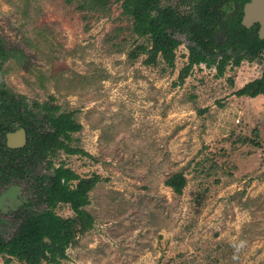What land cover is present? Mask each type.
<instances>
[{
  "label": "rangeland",
  "instance_id": "obj_1",
  "mask_svg": "<svg viewBox=\"0 0 264 264\" xmlns=\"http://www.w3.org/2000/svg\"><path fill=\"white\" fill-rule=\"evenodd\" d=\"M161 0L194 13V4ZM88 0H0V82L34 110L58 106L82 128L70 142L88 155L59 151L81 177L99 174L85 207L95 218L59 264H264V96L236 92L264 73V59L194 65L181 40L175 65L145 63L122 1L93 8ZM169 15V16H168ZM3 51V53H2ZM138 53V55H134ZM24 106V107H25ZM34 174L0 184V233L10 238L16 216L41 211L47 161ZM183 173L181 194L166 181ZM58 214L70 216L68 205ZM0 255V264H25ZM48 264V263H44Z\"/></svg>",
  "mask_w": 264,
  "mask_h": 264
},
{
  "label": "trees",
  "instance_id": "obj_2",
  "mask_svg": "<svg viewBox=\"0 0 264 264\" xmlns=\"http://www.w3.org/2000/svg\"><path fill=\"white\" fill-rule=\"evenodd\" d=\"M114 0H88L93 8H105ZM122 13L132 20L133 33L139 37H149L151 46L139 48L147 54L145 63L155 65L161 57L169 67H174L176 49L181 40L166 32L165 18L169 9L171 23L179 33H187L191 40L189 63L179 75V84L184 83L194 65L205 63L217 68L222 76L228 63L240 65L244 60L264 59V40L257 30L242 25L243 3L247 0H197L193 16H180L179 9L171 5L162 7L161 0H121ZM185 4V0H180ZM187 3L193 0H186ZM232 17L227 12L236 9ZM169 16V15H168ZM225 20L228 29L225 43H217L215 31H219ZM3 53V51H2ZM134 55H138L135 53ZM4 56L0 52V57ZM236 94L255 98L264 96V73L246 83ZM24 101L0 82V184H8L13 178H23L34 174L36 167L47 161L51 173L36 176L39 182H46L39 191L37 204H46L41 211L24 210L16 216L18 226L10 238L0 233V255H6L25 264H59L68 259L67 249L80 232L91 229L95 218L85 207L90 203V192L100 181L99 174L81 177L65 162L58 166L54 158L59 151L67 154L88 155L81 148H74L70 142L73 133L82 126L71 113H59L58 106L36 104L44 110L40 119ZM25 128L28 133L27 145L20 149L9 148L7 133ZM187 183L183 173L174 174L166 184L181 194ZM68 205L73 211L70 216L58 214L59 205Z\"/></svg>",
  "mask_w": 264,
  "mask_h": 264
},
{
  "label": "water",
  "instance_id": "obj_3",
  "mask_svg": "<svg viewBox=\"0 0 264 264\" xmlns=\"http://www.w3.org/2000/svg\"><path fill=\"white\" fill-rule=\"evenodd\" d=\"M242 23L251 28L254 24L260 25L259 37L264 40V0H250L245 4ZM26 131L19 128L7 134V145L9 148H21L26 145Z\"/></svg>",
  "mask_w": 264,
  "mask_h": 264
},
{
  "label": "flooded vegetation",
  "instance_id": "obj_4",
  "mask_svg": "<svg viewBox=\"0 0 264 264\" xmlns=\"http://www.w3.org/2000/svg\"><path fill=\"white\" fill-rule=\"evenodd\" d=\"M250 0H247V1H245L244 3H243V7H242V11H243V16H244V7H245V4L247 3V2H249ZM236 9H231L230 11H228L226 14H227V16H229V17H232L233 15H236L238 12H239V10L240 9H238L240 6H239V4L238 3H235L234 5H233ZM243 16H242V20H243ZM242 20H241V23H242ZM221 23H222V25H223V27L219 30V31H215L214 33H215V38H216V40H217V43H225V41H226V39H227V34H228V29H227V27L225 26V20H222L221 21ZM242 25H243V23H242ZM247 28V27H246ZM252 28H254L255 30H257V33H258V35H259V29H260V25L258 24V23H256V24H254L251 28H248V29H252ZM25 129V128H24ZM25 131H26V129H25ZM8 134V133H7ZM26 138H27V142H28V133H27V131H26ZM27 142H26V145H27ZM6 144H7V138H6ZM25 145V146H26ZM8 146V145H7ZM24 146V147H25ZM21 148H23V147H21ZM12 149H20V148H12Z\"/></svg>",
  "mask_w": 264,
  "mask_h": 264
},
{
  "label": "built area",
  "instance_id": "obj_5",
  "mask_svg": "<svg viewBox=\"0 0 264 264\" xmlns=\"http://www.w3.org/2000/svg\"><path fill=\"white\" fill-rule=\"evenodd\" d=\"M202 64L204 65L205 63H202ZM202 64H200V66H201V67H203V65H202ZM205 65H206V64H205ZM206 67H207V66H206Z\"/></svg>",
  "mask_w": 264,
  "mask_h": 264
},
{
  "label": "crops",
  "instance_id": "obj_6",
  "mask_svg": "<svg viewBox=\"0 0 264 264\" xmlns=\"http://www.w3.org/2000/svg\"><path fill=\"white\" fill-rule=\"evenodd\" d=\"M262 95L258 96L257 98L261 97Z\"/></svg>",
  "mask_w": 264,
  "mask_h": 264
}]
</instances>
